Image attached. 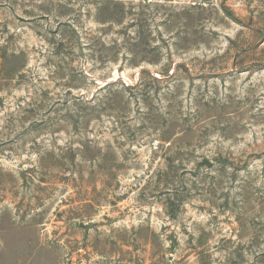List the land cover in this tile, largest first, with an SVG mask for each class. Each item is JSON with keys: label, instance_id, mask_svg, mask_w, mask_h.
<instances>
[{"label": "rangeland", "instance_id": "1", "mask_svg": "<svg viewBox=\"0 0 264 264\" xmlns=\"http://www.w3.org/2000/svg\"><path fill=\"white\" fill-rule=\"evenodd\" d=\"M0 264H264V0H0Z\"/></svg>", "mask_w": 264, "mask_h": 264}, {"label": "water", "instance_id": "2", "mask_svg": "<svg viewBox=\"0 0 264 264\" xmlns=\"http://www.w3.org/2000/svg\"><path fill=\"white\" fill-rule=\"evenodd\" d=\"M205 162V161H204ZM205 164L209 165L208 162H205Z\"/></svg>", "mask_w": 264, "mask_h": 264}]
</instances>
